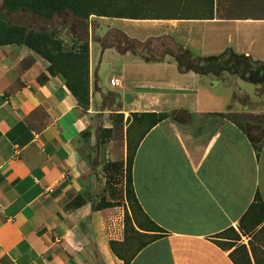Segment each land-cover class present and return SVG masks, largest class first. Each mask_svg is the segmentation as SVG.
Segmentation results:
<instances>
[{
	"label": "crops",
	"instance_id": "1",
	"mask_svg": "<svg viewBox=\"0 0 264 264\" xmlns=\"http://www.w3.org/2000/svg\"><path fill=\"white\" fill-rule=\"evenodd\" d=\"M78 25L72 31L59 29L89 40L95 99L118 93L124 117L173 110L190 114L186 122L170 118L158 122L135 151L132 176L138 210L144 220L155 223L157 232L135 226L142 241L153 234L158 239L135 251L117 245L123 259L112 250L111 241L125 240V216L131 210L124 183L122 190H100L101 181L96 183L97 168L92 170L84 150L89 113L60 77L41 78L47 74L46 60L25 46H3L0 264H126V260L128 264H264V222L256 224V212L247 215L257 194L264 203V143L256 152L230 119V115L264 116V94L258 96L256 86L248 96L236 94L229 74H182L178 69L171 78L161 76L132 90L113 78L111 89L104 91L100 63L93 56L98 43L94 37H103L110 29L128 35L132 27H153L159 36L171 35L192 51L203 46L216 55L232 48L264 60V16H234L214 0L209 13L199 17L93 15L82 30ZM77 196L86 204L67 210ZM102 197L120 205L93 209Z\"/></svg>",
	"mask_w": 264,
	"mask_h": 264
},
{
	"label": "trees",
	"instance_id": "2",
	"mask_svg": "<svg viewBox=\"0 0 264 264\" xmlns=\"http://www.w3.org/2000/svg\"><path fill=\"white\" fill-rule=\"evenodd\" d=\"M93 0H11L4 1V8L7 13L26 11L32 15H38L44 19L55 22V19L66 18L78 20L82 30L84 24L89 20L91 15L130 19H144L133 15L122 13L111 14L106 10L97 9L94 6ZM155 19V18H154ZM0 24L3 29H0V47L19 45L25 46L34 53L42 57L48 62L47 74L42 75V79L47 76L60 77L76 99L78 105L86 111L89 106V65H90V46L89 40L79 37L74 34V41L71 45H67L58 35L61 33L59 27L55 26L52 29L37 31L31 27L13 24L8 22L5 13L0 12ZM62 27L70 28L72 25L64 23ZM94 40L99 43L102 51L114 48L119 54H130L134 58L141 59L148 63L164 62L167 57L174 60L179 73L187 74L194 73L197 75H213L220 77L224 74L236 76L244 82L253 84L257 88L258 96L264 94V60L254 59L250 55L238 53L232 48H226L216 55H197L190 48L179 43L171 35H163L159 37H150L144 41L132 38L118 29H110L103 37H94ZM115 101V109H111L110 101ZM102 103L104 108H109L111 111H120L122 104L120 95L115 92H108L103 95ZM124 118L123 114H117ZM244 115H230V119L238 124L245 132L252 146L259 152L264 143V124L261 120L257 123L251 121L239 122L235 119L241 118ZM172 119L175 122H186L190 120V114L186 110H173L165 114L156 113H131L127 121L131 124L135 120H142L148 123L147 128L136 142L133 152L127 157L125 162L107 163L103 172L107 178V184L116 181L117 184L124 183L125 198L129 204H134L139 208V203L135 194L133 184V164L135 151L144 135L152 129L158 122L166 119ZM233 118V119H232ZM109 131L103 127L96 128L97 148L99 146L100 136ZM86 137H90V133H85ZM129 152L131 147L129 146ZM97 149H95L96 151ZM90 153L89 165L93 171H96L94 158L95 155ZM109 167H112L111 169ZM86 204V200L82 196H77L74 200L66 205V209H75ZM120 202H108L105 197H102L93 209L101 210L119 206ZM258 214L256 224L264 222V203L259 194L256 195L254 203L250 207L247 215L251 213ZM151 229L143 227L146 231L157 232V227L154 222L147 219ZM130 218L126 214L124 223L125 240L122 243L115 241L110 242L112 250L119 256L117 245H127L129 233H135L139 237L140 233L135 230L134 226L130 225ZM141 227V226H140ZM139 227V228H140ZM141 229V228H140ZM143 230V229H142ZM149 240L138 246L139 250L143 246L158 239V235H149ZM131 248H127L129 250ZM135 249V250H136ZM233 256V255H231ZM126 264L128 261L126 260Z\"/></svg>",
	"mask_w": 264,
	"mask_h": 264
},
{
	"label": "rangeland",
	"instance_id": "3",
	"mask_svg": "<svg viewBox=\"0 0 264 264\" xmlns=\"http://www.w3.org/2000/svg\"><path fill=\"white\" fill-rule=\"evenodd\" d=\"M4 1L0 0V12L5 13L8 18V22L18 25H23L31 27L37 31H44L52 29L55 26L61 27L64 23H68L76 28L78 25V20L71 19L70 17L64 15L62 19H55V22L48 19H44L38 15H32L26 11H18L7 13L4 8ZM11 1V0H8ZM94 6L97 9H103L111 14L122 13L126 15H133L144 19H154L159 17H199L204 16L209 13L214 0H93ZM221 5V10L228 11L234 16L243 15H259L264 16V0H219ZM93 16V15H91ZM90 16V17H91ZM76 24V25H75ZM76 26V27H75ZM3 25L0 24V29H3ZM61 32V31H60ZM158 28H142V27H132L129 28L128 35L133 38H138L139 40L145 39L149 36H159ZM84 35V33L82 34ZM58 37H60L67 45H71L74 41V37L70 30H65L61 32ZM94 47V60L99 64V78L100 86L104 91L111 89V82L113 78H119L123 80L126 87L129 89H134L138 87V84H151L156 78L164 76L166 78H171L174 74H178L176 64L173 59L167 57L165 60H170V63H164L161 65H156L153 63L145 62L141 59L130 57L129 53L125 55L119 54L115 50H107L101 56L104 51H99V43L95 44ZM185 45V44H184ZM187 46V45H186ZM192 49V48H191ZM197 55H211L213 53L211 50L205 47H200L199 50H193ZM156 67V68H155ZM158 67V68H157ZM194 75V74H192ZM230 88L236 94H244L248 96V93L254 91V85L250 83H245L239 80L235 76H230L229 78ZM98 85V80L96 81V86ZM97 88V87H96ZM90 74H89V106L86 113H89L90 130H94L91 133V138L87 137L84 140V150L86 155L91 152L95 155L94 161L97 166V180L101 181L102 185L100 190H122V184H117L116 181H112L111 184H107V178L103 172V168L107 163L113 162H125L127 157L133 152V148L136 145L137 140L142 135V133L147 128L148 123L142 120H135L133 123H129L127 119L129 116L124 118L119 117L117 114H121L120 111H111L109 108L103 107L102 99H95L94 92L92 89L90 91ZM98 89V88H97ZM99 90V89H98ZM100 91V90H99ZM111 109H115V101L111 100ZM111 119V120H110ZM233 119V118H232ZM261 120L264 123V116L260 117H247L243 116L241 118L235 119V121L244 122L252 121L258 122ZM97 126L103 127L109 131L100 136L99 146L97 148V140L93 141L92 135L95 133V128ZM88 131V132H89ZM129 146L131 147V152H129ZM95 149H97L95 151ZM110 169L112 167H109ZM98 184V183H97ZM118 192V191H116ZM131 212L129 213L130 227L134 226L135 230L138 227H148V221L144 220L141 216L140 211L136 208L134 204H129ZM138 231V230H137ZM142 239L137 237L135 233H129V239L127 241V246H130L131 251L135 249L142 243Z\"/></svg>",
	"mask_w": 264,
	"mask_h": 264
},
{
	"label": "built area",
	"instance_id": "4",
	"mask_svg": "<svg viewBox=\"0 0 264 264\" xmlns=\"http://www.w3.org/2000/svg\"><path fill=\"white\" fill-rule=\"evenodd\" d=\"M117 83H118V80H114V81H113V84L116 85Z\"/></svg>",
	"mask_w": 264,
	"mask_h": 264
}]
</instances>
